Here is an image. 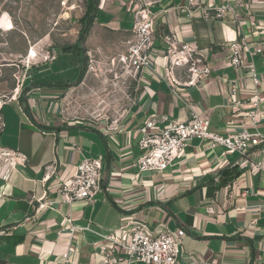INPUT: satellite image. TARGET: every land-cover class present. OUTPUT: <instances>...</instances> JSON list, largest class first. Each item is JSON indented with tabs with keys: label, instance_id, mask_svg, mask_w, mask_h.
<instances>
[{
	"label": "crops",
	"instance_id": "obj_1",
	"mask_svg": "<svg viewBox=\"0 0 264 264\" xmlns=\"http://www.w3.org/2000/svg\"><path fill=\"white\" fill-rule=\"evenodd\" d=\"M226 1L200 0V7L191 9L188 0H164L154 6L157 40L152 50L154 62L162 65L163 34L172 32L198 45L212 73L206 87L189 91L192 107L210 120L211 131L225 135L247 123L254 91L248 74L252 63L264 90V56L246 53L240 72L231 66L226 47L242 38L252 43L264 40V0H249L237 10L236 22L206 17L204 9ZM95 8L81 60L91 55L109 63L125 50L132 33L133 2L96 0ZM85 14L86 10L81 19ZM72 46L63 51L75 52ZM41 80L39 87L31 85L26 94L2 106L0 147L26 159L0 168V264H63L61 254L66 251L75 264H99L94 252L100 234L110 233L127 218L146 222L153 230L159 231L162 224L186 230L180 256L185 263L264 264V176L236 167L237 154L193 138L166 170L141 172L137 167L142 124L153 115L168 114L174 120L190 115L166 82L148 72L130 78V90L114 95L121 109L86 122L62 120L54 97L67 83ZM232 84L235 94L230 92ZM237 101L244 103L238 106ZM116 118L119 128L113 129L110 124ZM83 157L103 159L102 190L93 201L67 203L57 192L58 183L75 174ZM52 162L58 171L45 183V167ZM45 191L55 205L36 212L37 198ZM69 217L73 225L89 229L77 230L71 240L64 227Z\"/></svg>",
	"mask_w": 264,
	"mask_h": 264
},
{
	"label": "built area",
	"instance_id": "obj_2",
	"mask_svg": "<svg viewBox=\"0 0 264 264\" xmlns=\"http://www.w3.org/2000/svg\"><path fill=\"white\" fill-rule=\"evenodd\" d=\"M164 0H132L134 24L130 37L126 40V48L109 63L89 55L88 70L96 76L112 73L115 79L121 77L125 81L137 79L141 73L148 72L160 81L166 82L190 115L185 120H174L168 114L151 116L138 131L141 138L138 146L141 154L135 160L141 172H162L173 164L180 156L188 142L199 138L208 142L209 148H223L225 152L237 154L235 166L252 176H264V90L262 79L252 63L248 66V74L254 84L247 110V123L232 134H221L210 130V120L201 117L192 107L189 91L193 88L206 87L212 73V67L194 42L179 39L174 33H165L162 40L165 47L161 52L163 64L159 65L152 58V50L157 40L155 21L157 16L153 7ZM249 0H227L225 3L204 9L210 19L230 18L238 21L237 10L244 7ZM188 8L200 7V0H188ZM230 64L242 71L244 55L251 57L264 56V40L255 43L246 38L234 40L227 44ZM56 52L48 53L47 59L54 61ZM19 84L11 99L17 97L22 89ZM232 94L236 87L232 84ZM10 99V100H11ZM238 106L244 102L237 101ZM124 112V111H123ZM123 112L121 115H123ZM71 118H69V117ZM77 114L64 115L62 120H74ZM121 118V117H120ZM120 118L111 121L110 127L119 128ZM3 123V122H2ZM2 129V127H1ZM5 156V163L14 166L26 156L14 150L0 147ZM3 164H0V168ZM55 162L45 167L43 181L46 183L57 174ZM104 179L103 159L101 157H83L76 166V172L58 183L57 192L67 203L77 200L93 201L102 190ZM36 212H41L55 205L54 199L47 198V192L37 198ZM162 229L153 230L146 222L134 218L125 219L122 224L107 234H100L101 239L95 243L94 255L99 256V264H188L181 260V246L187 232L184 229L172 230L162 224ZM72 238L77 230L89 229L73 225L69 217L65 223ZM63 264H75L71 253L61 254Z\"/></svg>",
	"mask_w": 264,
	"mask_h": 264
},
{
	"label": "rangeland",
	"instance_id": "obj_3",
	"mask_svg": "<svg viewBox=\"0 0 264 264\" xmlns=\"http://www.w3.org/2000/svg\"><path fill=\"white\" fill-rule=\"evenodd\" d=\"M86 2L0 0V130L1 108L12 98L16 87L23 85L17 95L21 97L31 85L39 87L43 77L53 83H67L54 98L59 101L61 117L63 114L79 117L69 121L88 122L95 116H109L115 107L121 109V102L116 103L114 95H125L130 90L125 78L115 79L109 73L96 76L88 70V58L81 60L82 52L63 51L79 42ZM56 48L62 50L58 52V60L52 63L47 56ZM81 67L85 72L80 79ZM0 164H6L1 153Z\"/></svg>",
	"mask_w": 264,
	"mask_h": 264
},
{
	"label": "trees",
	"instance_id": "obj_4",
	"mask_svg": "<svg viewBox=\"0 0 264 264\" xmlns=\"http://www.w3.org/2000/svg\"><path fill=\"white\" fill-rule=\"evenodd\" d=\"M95 1L96 0H88V4H87V9H86V14H85V16L81 19V22L83 23V26H82V29H81V31H80V37H79V42L76 44V45H74V46H72L71 47V49H75V50H81V36H82V34H83V32H84V30H85V25L89 22V20L93 17V13H94V11H95ZM89 29V28H88ZM88 29H87V31H86V34H87V32H88ZM85 34V35H86ZM86 37V36H85ZM84 72H85V70H84V68H82L81 69V71H80V75H79V78L81 79L82 77H83V75H84ZM47 82H44L43 83V85H47L46 84ZM56 85H59V86H61V85H63V83H58V84H56ZM2 109V108H1Z\"/></svg>",
	"mask_w": 264,
	"mask_h": 264
},
{
	"label": "water",
	"instance_id": "obj_5",
	"mask_svg": "<svg viewBox=\"0 0 264 264\" xmlns=\"http://www.w3.org/2000/svg\"><path fill=\"white\" fill-rule=\"evenodd\" d=\"M88 27H89V23L88 24H86V26H85V30H84V32H83V34H82V36H81V48H82V51L85 53L86 52V49H85V34H86V31H87V29H88ZM108 175H109V173L107 174V177H108Z\"/></svg>",
	"mask_w": 264,
	"mask_h": 264
}]
</instances>
